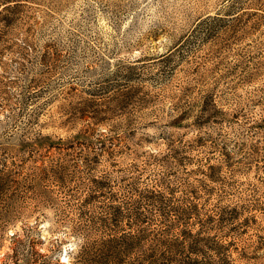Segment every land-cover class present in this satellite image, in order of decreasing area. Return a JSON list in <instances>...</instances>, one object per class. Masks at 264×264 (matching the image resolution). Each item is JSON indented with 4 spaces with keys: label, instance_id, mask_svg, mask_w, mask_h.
<instances>
[{
    "label": "rangeland",
    "instance_id": "obj_1",
    "mask_svg": "<svg viewBox=\"0 0 264 264\" xmlns=\"http://www.w3.org/2000/svg\"><path fill=\"white\" fill-rule=\"evenodd\" d=\"M0 10V167L24 210L0 264H73L83 237L122 233L141 264H264V0ZM42 163L62 179L33 183Z\"/></svg>",
    "mask_w": 264,
    "mask_h": 264
},
{
    "label": "trees",
    "instance_id": "obj_2",
    "mask_svg": "<svg viewBox=\"0 0 264 264\" xmlns=\"http://www.w3.org/2000/svg\"><path fill=\"white\" fill-rule=\"evenodd\" d=\"M7 4V3H6ZM9 5L3 7V10L7 8ZM3 10H0V19H4L5 21L8 20L7 14H3ZM170 51L166 52L165 54L160 55L156 58L157 61L155 62H165L169 60ZM131 68H134L132 66ZM130 95V94H128ZM49 141L48 137H44ZM60 142H52L45 144L42 141H34L31 143L32 145H36L37 147H45L48 151L50 149H59ZM49 166L39 165L36 169L37 171L34 172L31 181L34 183L36 180H41L42 177L48 175V173H52V176L57 180L62 179V175L56 172L53 168H48ZM14 171L6 164L2 163L0 167V228L5 227L8 224H11L15 220L22 221L24 219V210L21 205H18L13 199H15V191L20 189L19 182L13 180ZM93 182H99V180L93 179ZM41 193V192H37ZM41 195V194H40ZM36 207L39 204L35 205ZM116 210L119 208L115 207ZM33 226L37 225V221L39 217H36ZM112 222L117 221V216L111 218ZM2 230V229H0ZM16 234L13 233L11 235L12 243L18 244V246L22 245L21 240H14ZM141 239L140 235L138 234H126L122 233L119 236H108L106 238H102L99 240L89 241L88 237L82 238V243L79 245V249L77 251V256L73 259V264H141L138 261L137 257L134 259L129 260L132 255L134 246L138 243ZM14 240V241H13ZM18 246H14L11 248V254L6 256V258L13 259L16 256ZM191 250H195L193 245H190ZM192 252V251H191ZM194 252V251H193ZM38 253L34 251L32 248L27 249L22 252V257L17 261H13V264H45L39 263L37 258L33 259L32 256L37 255ZM32 258V259H31ZM193 261H188L186 264H191Z\"/></svg>",
    "mask_w": 264,
    "mask_h": 264
},
{
    "label": "bare ground",
    "instance_id": "obj_3",
    "mask_svg": "<svg viewBox=\"0 0 264 264\" xmlns=\"http://www.w3.org/2000/svg\"><path fill=\"white\" fill-rule=\"evenodd\" d=\"M65 258H66V257H65ZM62 259H63V258H62ZM67 259H68V258H67ZM67 259H66V261H65V262L63 261L62 263H66V262H67Z\"/></svg>",
    "mask_w": 264,
    "mask_h": 264
}]
</instances>
